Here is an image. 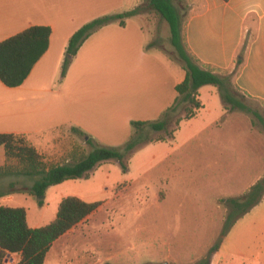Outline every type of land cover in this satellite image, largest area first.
I'll return each instance as SVG.
<instances>
[{
	"label": "crops",
	"instance_id": "crops-1",
	"mask_svg": "<svg viewBox=\"0 0 264 264\" xmlns=\"http://www.w3.org/2000/svg\"><path fill=\"white\" fill-rule=\"evenodd\" d=\"M142 2L0 0V42L32 26L51 30L47 51L24 83L8 88L0 82V134L24 135L44 161L56 162L74 145L72 128L86 135L84 143L79 144L88 153L87 138L102 146L121 147L133 133L131 122L159 120L174 102L175 86L184 80L185 71L161 49L148 47L155 33L147 14L126 19L124 26L110 23L91 34L80 46L66 76L60 78L69 39L77 30L96 18L130 11ZM185 2L182 38L189 55L203 69L226 75L234 70L246 41L243 63L232 82L246 98L264 104V0ZM217 107L213 118L205 115L204 126L187 131L181 147L188 153L201 150L212 155L204 165V180L214 191L210 197L242 196L264 174L259 173L256 158L253 164L250 161L235 173L228 172L231 164L225 157L224 131L234 115L224 110L221 100ZM203 109L204 105L195 117L181 121L176 132L191 126L188 124ZM172 149L158 165L186 159L181 152L177 155V148ZM4 164L5 153L0 148V167ZM89 217L52 244L44 264L54 258L74 264L66 254L76 250L74 245L80 241L74 235L82 233ZM30 223L27 214L28 226L40 227ZM94 250L85 246L89 264H94ZM138 252H148L152 263L167 262V257L161 256L165 249L156 243H144ZM20 259V254H9L1 264H16ZM210 264H264V196L233 225L212 254Z\"/></svg>",
	"mask_w": 264,
	"mask_h": 264
},
{
	"label": "rangeland",
	"instance_id": "rangeland-1",
	"mask_svg": "<svg viewBox=\"0 0 264 264\" xmlns=\"http://www.w3.org/2000/svg\"><path fill=\"white\" fill-rule=\"evenodd\" d=\"M174 3L185 20V0H175ZM147 16L154 26V46L175 59L166 22L152 11H147ZM201 89L200 100L204 109L192 124H188L191 126H183L175 132L174 140L146 144L127 154L125 173L118 162H104L92 170L87 179L70 180L50 187L41 208L36 205L35 198L26 193L1 196L0 204L23 207L30 224L44 226L54 219L61 198L76 197L85 202H101V207L82 226V233L74 235L79 237L80 243L74 245L76 250L66 254V258L69 257L74 264H89L85 246L95 249L91 260L94 264L152 263L153 257L148 252H138L144 243L149 242L165 249L161 256L167 257L168 264H195L219 243L228 213L222 197H210L214 191L210 182L206 184L204 180L207 173L204 165L212 155L201 150L188 153L186 148L181 147L187 131L191 127L204 126L205 115L213 118L218 110L220 98L216 89L213 86H203ZM243 102L263 118V123L251 114L230 112L234 120L224 131L228 150L225 157L231 164L228 172L235 173L250 161L253 164L256 158L259 160V173L264 174V104L251 99H244ZM172 127L174 125L169 129ZM148 136L155 139L164 134L151 132ZM72 137L74 145L71 151L60 156L56 162L46 159L48 166L64 163L65 160L74 162L87 154L79 144L84 143L83 137L73 133ZM172 148H177V155L181 152L180 156L186 159L174 161L175 164L167 162L158 165ZM8 180H1L0 190L8 189ZM10 180L13 181L12 178ZM16 181L15 190L21 189L23 184H31L28 180L22 182V178ZM67 263L68 260L65 263L54 258L47 264Z\"/></svg>",
	"mask_w": 264,
	"mask_h": 264
},
{
	"label": "trees",
	"instance_id": "trees-1",
	"mask_svg": "<svg viewBox=\"0 0 264 264\" xmlns=\"http://www.w3.org/2000/svg\"><path fill=\"white\" fill-rule=\"evenodd\" d=\"M174 1L143 0L140 5L130 11L102 16L83 25L69 39L60 72V78L63 79L80 46L100 28L113 22L124 26L126 19L152 11L166 22L174 60L185 71L184 80L175 86L177 95L174 102L163 112L161 118L152 122H131L133 133L121 147L102 146L93 139L87 138L85 143L90 147V152L86 155L74 162L49 166L24 135L0 134V148H3L5 153V164L0 167V182L4 179L12 178L13 180H8L6 184L8 189L0 190V197L12 193H26L34 197L36 205L41 208L44 206L46 192L50 187L70 180L87 179L89 173L104 162H118L122 172L125 173L127 154L146 144L173 140L181 121L196 116L197 112L203 108L198 93L203 86L211 85L217 89L223 108L228 113L244 112L263 123V118L243 102L248 98L241 94L232 82L243 63L246 41L238 53L235 68L231 73L219 75L203 69L185 49L182 38L184 16L180 14ZM179 1L184 2V0ZM50 34L49 27L32 26L0 42V82L4 86L16 88L24 83L34 65L47 51ZM154 44L151 42L148 47ZM171 125L174 127L169 129ZM71 132L86 138V135L77 128H72ZM151 132L162 133L164 136L152 139L148 136ZM18 178H22V182L31 181V184L29 186L23 184L21 189L15 190ZM263 196L264 176L241 197L223 199L222 202H225L228 213L221 237L224 238L240 218L257 206ZM101 205V202H85L76 197H64L58 204L55 218L48 224L37 228L28 226L25 208L0 206L2 257L9 254H20L21 259L16 264H44L52 244L84 221ZM222 238L195 264H210L211 256L218 250Z\"/></svg>",
	"mask_w": 264,
	"mask_h": 264
},
{
	"label": "built area",
	"instance_id": "built-area-1",
	"mask_svg": "<svg viewBox=\"0 0 264 264\" xmlns=\"http://www.w3.org/2000/svg\"><path fill=\"white\" fill-rule=\"evenodd\" d=\"M4 258L2 257V253H1V250H0V263H2L4 261Z\"/></svg>",
	"mask_w": 264,
	"mask_h": 264
},
{
	"label": "water",
	"instance_id": "water-1",
	"mask_svg": "<svg viewBox=\"0 0 264 264\" xmlns=\"http://www.w3.org/2000/svg\"><path fill=\"white\" fill-rule=\"evenodd\" d=\"M147 264H168V262H161V263H147Z\"/></svg>",
	"mask_w": 264,
	"mask_h": 264
}]
</instances>
